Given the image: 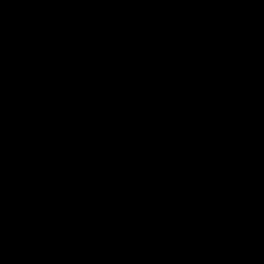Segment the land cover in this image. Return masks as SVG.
Returning <instances> with one entry per match:
<instances>
[{
    "label": "water",
    "instance_id": "95a60500",
    "mask_svg": "<svg viewBox=\"0 0 264 264\" xmlns=\"http://www.w3.org/2000/svg\"><path fill=\"white\" fill-rule=\"evenodd\" d=\"M0 264H264V0H0Z\"/></svg>",
    "mask_w": 264,
    "mask_h": 264
}]
</instances>
